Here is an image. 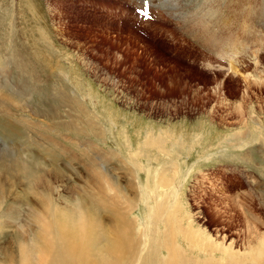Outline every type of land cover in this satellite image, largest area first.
<instances>
[{"label":"rangeland","instance_id":"1","mask_svg":"<svg viewBox=\"0 0 264 264\" xmlns=\"http://www.w3.org/2000/svg\"><path fill=\"white\" fill-rule=\"evenodd\" d=\"M183 1L164 5L180 9ZM148 3L0 0V99L12 110L6 115L0 109V154L9 150L11 158L32 161L25 146L16 152L12 145L27 142L26 133H44L81 156V147L72 140L83 142L85 134L55 127L37 115L46 106L56 107V90L75 91L103 133L94 137L98 147L115 152L107 163L112 176L122 185L134 178L144 187L136 192L138 204L130 218L148 220V203L161 210L151 220L150 231L160 241L151 242L148 264L163 263L167 251L159 243L168 230L181 254L178 264H264V1L206 0L208 8L224 13L218 11L212 19L219 23L215 29L211 21L216 36L241 39L240 49L248 43L245 25L258 24L251 32L257 48L246 54V46L241 49L239 62L244 63L236 73L223 52L228 47H214L213 40L206 47V42L182 34L185 27L199 29L202 24L195 26L178 11L181 17L173 13L179 19ZM197 3L185 0L184 5ZM251 53L258 68L248 57ZM15 61L42 80L39 93H22ZM247 74L253 76L248 79ZM62 109V120L69 121ZM21 114L36 121L37 129L26 130ZM30 147L48 161L47 167L38 161L31 168L55 170L38 145ZM76 164L60 163L62 190L83 183L84 169ZM5 206H0V216ZM15 211L7 231L21 225Z\"/></svg>","mask_w":264,"mask_h":264},{"label":"bare ground","instance_id":"2","mask_svg":"<svg viewBox=\"0 0 264 264\" xmlns=\"http://www.w3.org/2000/svg\"><path fill=\"white\" fill-rule=\"evenodd\" d=\"M177 1L164 0V4L170 2L173 5L174 2ZM197 2L196 5L193 4L195 5L193 7L190 6L192 5L191 3L189 5L190 7H187L186 4L184 5V0L183 5H181L182 3L180 4V9L166 5V10L172 16L176 14L173 12L178 11L183 19H189L188 22H194L195 26L202 24V29L199 28L201 30L200 32H198L199 29L185 27L186 30L183 33L181 31V33L186 34V37L189 36L190 38L193 37L197 39L200 43L202 42L205 44L206 42V47L207 43L212 47L210 45L212 44L211 40L214 41V47H218V45L219 47H228V53H226V51L223 52L227 54L226 58L228 57L230 61L229 68L235 73L240 72V65L243 66L244 62L240 63L238 56L242 52L241 49L245 48L244 46H246L244 50L245 54L249 53L251 47H256V42L254 43L255 36L251 33L254 31L250 28L246 30V33L248 31V37L251 35L254 39L247 37L246 41L249 44L242 41L245 45L241 49L240 47H242V45L239 42L241 39H239L238 42L236 38L224 41L223 38L226 37V34L221 36L222 38H219V36L217 37V31L215 34L214 29L216 24L219 23L213 24L212 21L216 13L219 11L218 13L220 15L221 11L208 8V5H205L206 0H202V2L197 0ZM193 3L196 2L194 1ZM176 5L178 6V4ZM204 5L207 7L208 11L204 10ZM225 5L226 3L223 8ZM178 12L177 15L180 16ZM261 12L264 13V11ZM255 14V17L259 16L257 13ZM262 15L263 14H261L260 17H264ZM211 21L213 24L212 27L215 26L213 27L214 29L211 28ZM244 30L245 29H243V31ZM242 35L244 36V34ZM213 36L217 38L214 40ZM243 39H245V37ZM223 50L227 49L223 48ZM248 57H252L254 64L258 68L259 62L257 56L251 53L248 54ZM234 62H239V66H236ZM250 63L252 62L250 61ZM14 67L20 72L17 84L25 91L22 93L29 96L35 92L39 93L42 80H36L34 75L24 68L25 66H23L22 61H15ZM247 75L248 79L253 76V74ZM44 83H46V81ZM73 93L71 95L65 92V90H56L53 94L56 107L52 105L47 108L46 106V108L37 113V115L46 117L55 127L60 126L64 127L66 130L75 131L77 135L85 134L86 138L83 139V142L77 139L72 140L75 145L81 147V156L64 146L66 144H62L57 139L55 140L53 137L52 139L44 133H35L34 135L26 133V136H28L27 142L23 145H18V142L16 143L15 141L12 145L16 152L19 150L20 146H25L27 151L30 152V155H32L30 158L32 161L29 158L30 161L22 160L19 157L15 158V155H12L13 157L11 158L10 154L12 152L10 153L9 150L3 151L4 153L0 154V206L2 207L5 204L7 206H5L6 208L4 209L5 212H3V215L0 216V264H121L123 261H127L128 264H148L147 261L150 257L148 258L149 255L147 252L152 246L151 242L158 243V241H160L157 240V236L150 231L152 225L151 220H154V218L156 220V217L159 216L157 212H161V210H159L157 205L154 204V206H151L150 203H148L149 205L147 204V206H149L148 210L150 212L148 220L145 219L146 221L141 223L140 219L138 220L136 217L130 218L131 213L138 204L136 201V192L144 187L140 185L139 180L135 182L134 178L126 180L124 183L125 185H122L123 181H118V177L116 178L115 175V178L112 176L107 163L111 162V153L115 152L105 149L102 150L98 147L99 144L95 141L94 137L100 138L103 133H99L100 129L94 126V119L90 117L89 111L83 106L84 104L81 102L80 95L75 91H73ZM41 97L43 96H40V98ZM48 97H50V95ZM47 99L50 100L46 97V100ZM46 100L44 99V101ZM42 105H44V103H42ZM62 108L71 109V111L68 109L64 110L66 116L70 118L69 121L62 120L63 116L60 114V112L63 111ZM0 109L6 115H9L8 113L12 111L5 105L2 99H0ZM74 114L77 115L74 116ZM19 118L25 123L27 127L26 130L37 127L36 121L34 122L28 119L29 117L21 114ZM38 125H40V123H38ZM45 129H47V127H45ZM58 135L61 137L62 134L60 133ZM148 143L150 144L149 141ZM32 144L38 145L43 154L49 157L52 169H55L54 171L50 172L43 166L42 168L44 169L40 168V170L31 168L32 163L35 164L38 161L42 162L44 166H48V161L42 159L44 157L32 152L30 147ZM74 161L82 165L85 179H82L83 183L81 184L74 185L72 188H66L65 190H68V193L61 188L65 179V174L63 173L64 171L62 172L60 170V163L68 165V162L72 164ZM35 166L36 165H34V167ZM75 168L77 169V167ZM56 183H58V185H56ZM63 191L66 194H63ZM130 191H132L134 195L130 193ZM64 199L65 201H63ZM144 199L145 198H143V200ZM147 201L145 202L147 203ZM148 202H150V200ZM126 208H129V210L126 211ZM15 209H17V211H15ZM14 211L19 212L18 214L21 216L18 222L21 225H18V227L12 231H7L9 226L12 225L10 222L12 217H14L12 216ZM169 231L170 230H168L167 233L164 232L163 240L159 243L161 247H164V250L167 251L165 259L162 261L163 263L160 264H178L177 262L179 259L181 260V254L176 249V242L173 234ZM8 232H10V234H8ZM156 234L159 236L160 227L156 229ZM160 245L158 247H160ZM263 258L262 256V259Z\"/></svg>","mask_w":264,"mask_h":264},{"label":"snow or ice","instance_id":"3","mask_svg":"<svg viewBox=\"0 0 264 264\" xmlns=\"http://www.w3.org/2000/svg\"><path fill=\"white\" fill-rule=\"evenodd\" d=\"M148 15H150V13Z\"/></svg>","mask_w":264,"mask_h":264}]
</instances>
